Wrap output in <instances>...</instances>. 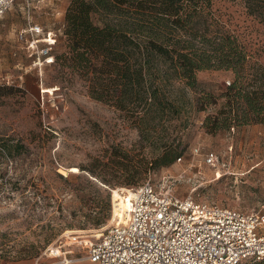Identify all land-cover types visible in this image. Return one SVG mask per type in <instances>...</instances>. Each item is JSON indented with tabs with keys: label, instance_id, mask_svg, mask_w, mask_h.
<instances>
[{
	"label": "rangeland",
	"instance_id": "obj_1",
	"mask_svg": "<svg viewBox=\"0 0 264 264\" xmlns=\"http://www.w3.org/2000/svg\"><path fill=\"white\" fill-rule=\"evenodd\" d=\"M69 3L16 0L0 18V264L47 261L57 248L87 250V240L95 241L93 235L123 215L112 190L147 180L181 196L194 190L198 200L264 212V122L210 133L203 122L215 105L202 111L189 105L182 159L159 165L166 152L159 124L142 133L125 112L94 99L85 77L62 75L56 62L35 66L36 54L19 33L29 18L58 33L55 54L65 51ZM211 12L210 22L238 34L264 64L263 21L248 15L241 0H213ZM197 78L200 88L185 91L191 101L200 89L222 92L233 74L202 70ZM179 120L173 119L169 132ZM18 143L23 147H14ZM209 151L218 156L214 165L205 162ZM100 214L108 219L92 225Z\"/></svg>",
	"mask_w": 264,
	"mask_h": 264
},
{
	"label": "trees",
	"instance_id": "obj_2",
	"mask_svg": "<svg viewBox=\"0 0 264 264\" xmlns=\"http://www.w3.org/2000/svg\"><path fill=\"white\" fill-rule=\"evenodd\" d=\"M241 1L248 15L264 22V0ZM212 2L70 0L65 12L66 50L54 60L59 72L85 77L94 99L125 112L142 133L159 124L166 135L159 165L172 164L180 157L178 150H186L189 105L198 111L215 105L203 122L210 133L264 122V64L238 34L210 22ZM202 70L231 72L233 81L220 93L200 89L191 101L186 88H200L197 73ZM174 118L180 123L169 132ZM1 146L13 155L9 145ZM107 219L108 214H100L92 225Z\"/></svg>",
	"mask_w": 264,
	"mask_h": 264
},
{
	"label": "built area",
	"instance_id": "obj_3",
	"mask_svg": "<svg viewBox=\"0 0 264 264\" xmlns=\"http://www.w3.org/2000/svg\"><path fill=\"white\" fill-rule=\"evenodd\" d=\"M16 0H0V18ZM34 50L35 66L55 60L58 33L27 19L19 33ZM41 45V46H40ZM230 85V81H227ZM196 152L201 150L195 148ZM180 157L178 160L180 161ZM218 156L209 151L205 162ZM121 190L128 210L95 241H86L87 258L98 264H241L264 259V212L178 195L152 180ZM57 253L51 251L53 256Z\"/></svg>",
	"mask_w": 264,
	"mask_h": 264
},
{
	"label": "crops",
	"instance_id": "obj_4",
	"mask_svg": "<svg viewBox=\"0 0 264 264\" xmlns=\"http://www.w3.org/2000/svg\"><path fill=\"white\" fill-rule=\"evenodd\" d=\"M86 256L87 250H59L57 256H52L47 261L33 262L29 259H20L6 264H98L90 261Z\"/></svg>",
	"mask_w": 264,
	"mask_h": 264
},
{
	"label": "bare ground",
	"instance_id": "obj_5",
	"mask_svg": "<svg viewBox=\"0 0 264 264\" xmlns=\"http://www.w3.org/2000/svg\"><path fill=\"white\" fill-rule=\"evenodd\" d=\"M121 190L129 191V192H131V190L129 188H127V189L126 188H120V189L112 190L113 196L115 195V197L117 198L118 207L120 208V210H122V213L124 215L125 211L128 210V202L126 201ZM93 236H96L98 238V237L102 236V233H97L96 235H93Z\"/></svg>",
	"mask_w": 264,
	"mask_h": 264
}]
</instances>
